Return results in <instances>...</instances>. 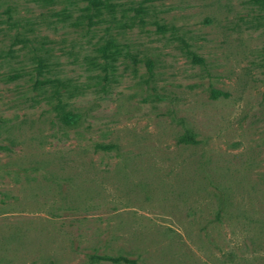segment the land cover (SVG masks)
<instances>
[{"label": "rangeland", "instance_id": "rangeland-1", "mask_svg": "<svg viewBox=\"0 0 264 264\" xmlns=\"http://www.w3.org/2000/svg\"><path fill=\"white\" fill-rule=\"evenodd\" d=\"M0 264H264V0H0Z\"/></svg>", "mask_w": 264, "mask_h": 264}, {"label": "trees", "instance_id": "trees-1", "mask_svg": "<svg viewBox=\"0 0 264 264\" xmlns=\"http://www.w3.org/2000/svg\"><path fill=\"white\" fill-rule=\"evenodd\" d=\"M148 70L151 72V62H148ZM62 119L65 122V124H67L68 126H75L78 121H79V115L77 112H73L72 110L70 111H65L62 114ZM183 140H191L192 136L187 133L185 134Z\"/></svg>", "mask_w": 264, "mask_h": 264}]
</instances>
